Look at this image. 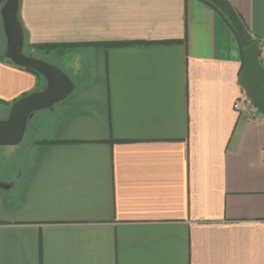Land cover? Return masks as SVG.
I'll list each match as a JSON object with an SVG mask.
<instances>
[{
    "label": "crops",
    "instance_id": "0c3cea01",
    "mask_svg": "<svg viewBox=\"0 0 264 264\" xmlns=\"http://www.w3.org/2000/svg\"><path fill=\"white\" fill-rule=\"evenodd\" d=\"M227 1L264 42V0ZM224 17L202 0H18L23 47L75 44L55 55L74 88L27 120L30 161L0 181V264H264V123L234 108L243 49ZM40 77L0 60V103Z\"/></svg>",
    "mask_w": 264,
    "mask_h": 264
},
{
    "label": "water",
    "instance_id": "95a60500",
    "mask_svg": "<svg viewBox=\"0 0 264 264\" xmlns=\"http://www.w3.org/2000/svg\"><path fill=\"white\" fill-rule=\"evenodd\" d=\"M228 20L235 31L244 56V67L239 85L253 107L264 116V68L258 58V48L241 19L227 0H207ZM18 0H5L0 9L6 38L4 57L14 65L31 69L46 82L43 90L28 94L9 109L6 118L0 120V146L18 145L24 135L27 120L41 110L51 109L63 101L74 88L71 79L58 67L23 52V32L17 19Z\"/></svg>",
    "mask_w": 264,
    "mask_h": 264
},
{
    "label": "rangeland",
    "instance_id": "374dc122",
    "mask_svg": "<svg viewBox=\"0 0 264 264\" xmlns=\"http://www.w3.org/2000/svg\"><path fill=\"white\" fill-rule=\"evenodd\" d=\"M4 41L5 36L3 34L2 28L0 27V49L4 46ZM23 52L26 55L30 54L33 57L38 58L51 65H56L61 71H63L64 67L63 65H61L60 67L58 66L59 62L55 57L56 54L54 53V51L47 52L44 50H39L37 48L30 49L28 43H26L23 47ZM262 67L264 68V63L262 64ZM38 87H40L39 84L37 85V88ZM0 104V109L12 106L10 105V103L3 101ZM4 118L5 115L0 114V120ZM30 127V123L27 124L23 138L18 145L0 146V181H17L18 171H21V169L26 167V165L29 163L32 153L31 139L33 138V135L35 133V131L32 130ZM32 127L34 128L33 124Z\"/></svg>",
    "mask_w": 264,
    "mask_h": 264
},
{
    "label": "trees",
    "instance_id": "16d2710c",
    "mask_svg": "<svg viewBox=\"0 0 264 264\" xmlns=\"http://www.w3.org/2000/svg\"><path fill=\"white\" fill-rule=\"evenodd\" d=\"M202 1H204L206 4H208L211 8H213L215 11H217L220 15H222L224 17V15L213 4H211L209 1H207V0H202ZM224 19H225V21L228 24L227 19L225 17H224ZM228 25H230V24H228ZM168 42H170V41H166V43H168ZM107 44H109V43H97L96 45L100 46V45H107ZM120 44H125V43H120ZM126 44H130V43H126ZM73 45H75V44H71V43H36V44H32L31 46H33L34 48H37L39 50H44V51H47V52L54 51V53L56 55H62V53L69 46H73ZM0 60H2V61L5 60V61H8L9 63H11L10 60L6 59L2 55H0ZM243 67H244V56L242 58V70H243ZM19 68L25 69V70L33 73L36 77H38V80H40V78H41L40 75L38 73L34 72L33 70L27 69V68H22V67H19ZM37 85H38V83H37Z\"/></svg>",
    "mask_w": 264,
    "mask_h": 264
},
{
    "label": "built area",
    "instance_id": "2783aa9c",
    "mask_svg": "<svg viewBox=\"0 0 264 264\" xmlns=\"http://www.w3.org/2000/svg\"><path fill=\"white\" fill-rule=\"evenodd\" d=\"M257 44L258 48V58L262 60V64L264 63V42L259 41ZM235 110H241L242 113L245 115H249V110H253L254 113L250 115L252 118H258L262 123H264V116L261 115L257 109H255L251 103V101L244 95V96H239L235 100L234 104ZM260 117V119H259Z\"/></svg>",
    "mask_w": 264,
    "mask_h": 264
}]
</instances>
